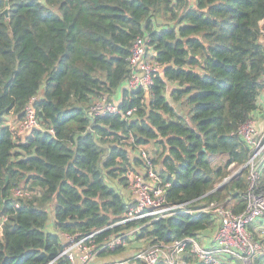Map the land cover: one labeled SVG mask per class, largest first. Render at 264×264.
Listing matches in <instances>:
<instances>
[{
  "label": "trees",
  "instance_id": "trees-1",
  "mask_svg": "<svg viewBox=\"0 0 264 264\" xmlns=\"http://www.w3.org/2000/svg\"><path fill=\"white\" fill-rule=\"evenodd\" d=\"M262 21L264 0H0V264H69L58 256L62 235L101 230V241L132 227L119 222L128 174L144 164L139 146L169 203L241 211L244 169L214 187L248 158L238 129L262 89ZM138 38L160 71L148 88L129 89ZM102 99L119 112L90 113ZM28 105L38 126L17 139L8 118L20 123ZM214 226L211 213H180L136 239L200 241ZM180 261L201 264L188 248ZM250 264H264V253Z\"/></svg>",
  "mask_w": 264,
  "mask_h": 264
},
{
  "label": "built area",
  "instance_id": "built-area-1",
  "mask_svg": "<svg viewBox=\"0 0 264 264\" xmlns=\"http://www.w3.org/2000/svg\"><path fill=\"white\" fill-rule=\"evenodd\" d=\"M146 42L138 38L133 42L130 55V76L125 84L129 89L137 87L148 88L155 72L160 71L159 65L153 58L146 55ZM264 91V72L261 78ZM90 113H115L118 107L109 101L96 102ZM127 111L126 115H130ZM23 129L38 126L32 106L25 108L24 119L19 124ZM238 133L248 150L246 162L239 167L246 171V192H244L245 206L241 211H234L224 202L211 201L199 207L189 206V202L171 204L166 199L165 186L158 170L150 160L145 146L137 147L138 154L143 160V167L128 174V185L123 188L127 209L119 223L134 221L135 224L127 230L115 235H108L97 241L101 230L84 236L64 234L61 236L62 250L58 256H65L69 264H155L163 259L167 264H179L180 255L188 248L201 264H250L253 255L264 253L260 243L249 230L251 225H258V220L264 222V184L260 179L264 176V119L261 124L248 119L240 125ZM235 175L231 172L217 183L214 189L231 179ZM213 189V190H214ZM24 192L16 189L14 196H22ZM211 213L216 222V230L210 244L200 243L195 237L187 236L168 243L145 244L134 250L128 256L111 253L116 249H127L136 238L139 230L148 223L180 213ZM6 218L0 220V241H2V227ZM259 227H263L260 222ZM102 253L112 257L100 259Z\"/></svg>",
  "mask_w": 264,
  "mask_h": 264
},
{
  "label": "crops",
  "instance_id": "crops-1",
  "mask_svg": "<svg viewBox=\"0 0 264 264\" xmlns=\"http://www.w3.org/2000/svg\"><path fill=\"white\" fill-rule=\"evenodd\" d=\"M263 23H264V21H263ZM262 41V43L264 44V40H261ZM126 86V84H123V87H125ZM172 86V85H171ZM171 86H170V84L168 83L167 84V87H168V89H170L171 88ZM122 89H124V88H120L119 89V95H117V98H120V95H121V93H122ZM264 119V91H260V93H259V96H258V106H257V109L253 112V114H252V116H251V120H253L255 123H257V124H261V122H262V120ZM226 200H228V199H226ZM260 222L263 224L264 222H263V220L261 219V220H258V221H256V223H259L260 224ZM259 224L258 225H251L250 227H249V229L251 228V227H259ZM215 230H216V227L214 226L213 228H210V229H208V232H206V233H202V235H201V240L199 241L200 243H203V244H205V245H208V244H210L211 243V241H212V238L214 237V235H212V233L214 232L215 233ZM251 231V230H250ZM255 232V231H254ZM254 232H252V234H254ZM199 240V239H198ZM145 242H143V241H138V240H136L135 241V238L132 240V242H131V244H130V246L127 248V249H125L124 251L122 250L120 253H118V254H123L124 253V255L125 256H128V255H130L131 253H133L134 252V250L135 249H137L138 247H140V246H142V245H145L144 244ZM264 247V246H263ZM109 257H112L111 255H108V254H103V255H101L99 258L100 259H106V258H109Z\"/></svg>",
  "mask_w": 264,
  "mask_h": 264
},
{
  "label": "rangeland",
  "instance_id": "rangeland-1",
  "mask_svg": "<svg viewBox=\"0 0 264 264\" xmlns=\"http://www.w3.org/2000/svg\"><path fill=\"white\" fill-rule=\"evenodd\" d=\"M9 119V121L13 124V127L15 128V129H17L18 130V132H19V135L17 136V139H21V137H23L26 133H25V130L22 128V127H20L19 126V124L20 123H14L13 122V119H12V117L11 118H8ZM8 121V122H9ZM239 167L240 166H235V165H232V166H230L229 167V169H230V173L231 172H233V174H235V175H237V174H239L240 172H239ZM229 173V174H230ZM249 230H251V232H254V234H253V236L260 242V243H262L263 244V246H264V223H263V227L261 228V227H251ZM212 235H214V232L212 233ZM137 239L135 238V241H136Z\"/></svg>",
  "mask_w": 264,
  "mask_h": 264
},
{
  "label": "water",
  "instance_id": "water-1",
  "mask_svg": "<svg viewBox=\"0 0 264 264\" xmlns=\"http://www.w3.org/2000/svg\"><path fill=\"white\" fill-rule=\"evenodd\" d=\"M3 12L7 15V7L5 8V10H4ZM261 24H264L263 21L261 22ZM242 170H243V168H241V169L239 170V172H241ZM234 176H235V175H232L231 178L234 177ZM218 188H219V187H218Z\"/></svg>",
  "mask_w": 264,
  "mask_h": 264
}]
</instances>
